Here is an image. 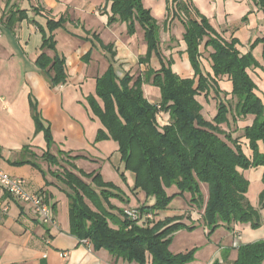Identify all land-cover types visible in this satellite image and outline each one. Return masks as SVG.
Listing matches in <instances>:
<instances>
[{
    "label": "crops",
    "instance_id": "crops-1",
    "mask_svg": "<svg viewBox=\"0 0 264 264\" xmlns=\"http://www.w3.org/2000/svg\"><path fill=\"white\" fill-rule=\"evenodd\" d=\"M142 2L144 6L149 5L147 9L158 24L161 56L170 61L172 71L179 77L194 75L183 39V21L187 17L178 9V3L182 2L192 13L194 10L198 13L197 19L205 17L222 39H235V47L241 54L251 50L259 66L247 72L257 88V79L260 83L264 80L259 68L264 43L250 48L254 41L264 38V9L257 0H151L153 5ZM110 6V0H0V169L22 178L25 190L41 195L55 217L54 224L42 225L32 214L30 204L8 199V211L0 213V264H138L116 257L105 248L94 249L88 239H84L87 244L71 232L69 200L61 180L66 169L76 174L98 172L104 182L113 183L128 198V203L110 198L114 207L123 209L154 202L134 188L133 173H130L132 183L123 182L122 176L126 178L128 171L121 161L118 144L110 138L96 139L99 131L107 133V130L93 114L88 99L102 106L95 93L96 79L108 65L118 77L129 74L133 79L148 68H160L154 53L148 63L138 62L147 51L142 28L135 23V31L130 35L125 22L108 23ZM50 19L64 22L49 31ZM44 35L53 36L54 50L42 48ZM208 39V36L203 37L198 51L203 73L212 74L209 55L213 49L206 45ZM100 43L111 45V49L102 48ZM40 53L49 58L55 54L63 58L64 82L50 84L52 71L39 66ZM218 88L222 91L220 94L227 93L226 99L230 98L231 83L227 77L218 80ZM142 90L150 103L160 101L158 87L143 83ZM200 94L196 99L201 106L207 105L204 93ZM258 96L264 102V96ZM207 101L209 103V98ZM211 107L212 114L216 100H212ZM201 113L204 115L203 106ZM252 118L248 122L238 120L236 126L243 128ZM159 120L168 122V114L162 112ZM45 153L55 156L57 162L47 161ZM252 170L256 178L261 179L264 167ZM182 196L176 197L179 201L175 203L174 198L155 218L179 216L188 208L191 221L179 222L207 234L208 227L199 221L197 211L189 207L186 196ZM0 199H7L1 190ZM88 204L95 210L90 202ZM112 211L116 213L115 209ZM113 227L117 226L113 224ZM217 230L224 231L217 234ZM175 233L169 250L173 253L189 250V246L172 250ZM214 235L215 240L207 250L195 253L188 264L198 260L199 264H212L214 260L231 264L237 255L233 244L263 238L264 222L255 230L248 224H234L231 229L219 226Z\"/></svg>",
    "mask_w": 264,
    "mask_h": 264
},
{
    "label": "trees",
    "instance_id": "trees-1",
    "mask_svg": "<svg viewBox=\"0 0 264 264\" xmlns=\"http://www.w3.org/2000/svg\"><path fill=\"white\" fill-rule=\"evenodd\" d=\"M110 1L108 23L125 22L130 35L138 23L147 45L146 54L138 62L148 63L154 53L160 68H148L133 79L129 74L118 77L108 65L96 79L95 93L102 106L92 98L88 101L93 114L107 130V133L99 131L96 139L110 138L118 144L124 169L134 174V188L140 189L146 198L154 199L151 205L137 207L142 213H151L153 219L131 221L123 214V209L111 205L110 198L122 203H128V198L113 183L104 182L100 173L79 171L76 174L66 169L61 180L69 200L70 229L80 239H88L94 249L105 248L110 254L127 261L188 264L194 259L195 247L185 253L169 250L173 233L185 225L175 222L177 219L174 218H155L176 196L188 192L190 202L202 207L200 184L206 185L207 199L202 220L208 227L207 234L219 226L226 229H231L234 224H248L251 229L261 226L258 209L245 197L247 181L241 172L264 167V102L255 93L256 85L247 72L258 63L251 50L241 54L235 47V39H222L205 17L197 19L198 13L195 10L192 13L189 6L181 2L178 9L187 17L183 21V39L194 72L192 78H181L172 71L170 61L161 56L158 24L141 0ZM257 4L264 9V0H257ZM61 20H48L49 31L62 26L64 21ZM204 36L209 38L206 45L213 49L209 55L212 74L203 73L201 68L198 46ZM259 42L264 43V38L254 41L250 48ZM100 46L111 49V45L100 43ZM42 48L55 49L52 35L43 36ZM262 59L264 61V46ZM37 62L41 68L52 71L49 75L52 86L65 81L63 58L57 54L49 58L40 53ZM222 77H227L231 83L229 99L225 97L227 93L220 94L222 91L218 88V80ZM143 83L159 88L158 103H150L145 98ZM210 91L215 94L216 113L207 121L196 96ZM230 99L236 100L232 110ZM162 112L168 114L169 123L160 126L158 117ZM229 114L232 124L248 115L253 117L251 123L242 128L241 135L247 141L249 155L238 138L231 134ZM222 124L229 130H223ZM47 138L49 140V136ZM260 144H263L262 148ZM44 157L50 163L57 162L50 153H45ZM261 180L264 183V171ZM170 188L177 192L168 193L166 190ZM260 202L264 206V189ZM114 209L116 213L112 211ZM186 227L189 230L194 228ZM212 264L221 262L214 260ZM231 264H264V237L240 244Z\"/></svg>",
    "mask_w": 264,
    "mask_h": 264
},
{
    "label": "rangeland",
    "instance_id": "rangeland-1",
    "mask_svg": "<svg viewBox=\"0 0 264 264\" xmlns=\"http://www.w3.org/2000/svg\"><path fill=\"white\" fill-rule=\"evenodd\" d=\"M142 1L143 0H141V2ZM145 2H146V4H150L151 3V0H145ZM143 3L144 2H142L143 7L147 9V7L149 5H145L144 6ZM150 5H153V3L150 4ZM261 65L263 67L261 66L259 68L264 73V61H263V59H262V64ZM258 66H259V64H258ZM260 77H264V75L261 74ZM221 81H225V80L222 79ZM257 84H258V88L256 86L255 93L256 94L258 93V94H261L262 96H264V94H262V92H264V80L261 81V83H260V81L257 79ZM199 95H201V94H199ZM203 96H204V99L206 100V103H207V105H202L203 106V110H204L203 117H204L205 120L210 121L215 116V113H216V108H215L214 109V112L211 114V112L213 110L212 107H211V104H212V100H215V98H213V96H215V94L212 91H210L206 95L203 94ZM207 98H209V103L207 101ZM227 99H229V98H227ZM235 101H236L235 99H230V103H229L230 110L233 109V106H234ZM250 118H251V115H248L246 118L241 119L239 121L248 122L250 120ZM229 119L231 121V125H230V128L229 129L231 130L232 136L238 138V141L241 143L244 151L247 152L248 155H249L250 154V150H247L248 149V147H247V141L245 140V138L241 137V135H242V128H237V130H236V124H232L231 114H229ZM158 122H159L158 124L160 126H163V125H166L167 123H169V121L168 122H165V123L164 122H160L159 117H158ZM221 128L223 130H225V131H228L229 130L226 127L225 124H222L221 125ZM260 147L262 148L263 147V144H260ZM253 168H249V169L243 170L244 171L243 177L247 181V190H246V193H245V197H246L247 201L249 202V204L251 206H253L256 209H258L259 214H260V220H261V223H262V221L264 222V206H261L260 205L261 204V202H260V195H261V193H262V191L264 189V183L262 182L261 179H257L256 178V175L254 173V170H252ZM127 171H128V173L126 174V178L122 176V179L124 180L123 182L125 183V181H126V182H129V183L130 182L132 183V175L130 174L132 172L129 171V170H127ZM200 188H201V191H202V194H203V206L202 207H198L195 204H193V203L190 202L191 194L188 193V192H185V193H183L181 195H178V196H180V198L183 197L182 195L186 196V199H187V201L189 203V207H192L193 209H195L197 211V213L199 215L198 216V219H200L199 221L203 223L202 214H203L204 204H205L206 199H207V187H206L205 184L202 183V184H200ZM166 191L168 193H175V192H177V190L175 188H170V189H167ZM178 196H176V197H178ZM176 197H175V200L173 201L174 203L177 202V201H179V200H176L177 199ZM166 209H163V210H166ZM185 210H186V212H184L183 214H181L179 216L167 217V218H164L163 220L173 219L174 218V219H177L178 220V222H177V220L175 221L177 223H180L179 220L180 221L183 220L184 222L187 223V221H191L190 209L187 208ZM217 228H215L210 234H204L201 231V229H194V230L191 229V230H189L186 226H182V227H180L179 229H177L175 231L176 233L174 232L175 233V236H174V239H173V243L171 245V248H172V250H175V249H178V248L179 249L180 248H183L184 246H189L188 247V248H190L189 250H191L194 247L196 248L195 253H201L204 250L206 251L207 250V247L211 244V242H214V240H215V237L216 236L214 235V232H215V230ZM220 231H224V230H217L216 233L218 234ZM239 245L240 244H238L236 246H233L234 248H236V251H237V248H238ZM189 250H186L184 252H178V253H185V252H187ZM229 250L230 249H228L227 251H229ZM199 262L200 261L198 260L194 264H199Z\"/></svg>",
    "mask_w": 264,
    "mask_h": 264
},
{
    "label": "built area",
    "instance_id": "built-area-1",
    "mask_svg": "<svg viewBox=\"0 0 264 264\" xmlns=\"http://www.w3.org/2000/svg\"><path fill=\"white\" fill-rule=\"evenodd\" d=\"M0 190L6 195L7 199H0V213H6L9 208L8 199L30 204L32 214L38 218L42 225H52L55 223L54 212L46 203L43 197L37 193L25 190L22 178L13 177L0 169ZM123 214L131 221L152 220L151 213H142L137 206H126ZM87 244V240H84ZM234 246L236 244L234 243Z\"/></svg>",
    "mask_w": 264,
    "mask_h": 264
}]
</instances>
